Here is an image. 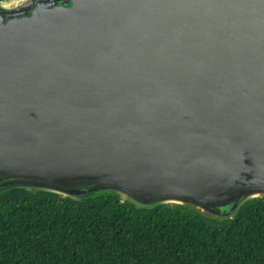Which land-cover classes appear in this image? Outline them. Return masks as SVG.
I'll list each match as a JSON object with an SVG mask.
<instances>
[{
  "label": "water",
  "instance_id": "95a60500",
  "mask_svg": "<svg viewBox=\"0 0 264 264\" xmlns=\"http://www.w3.org/2000/svg\"><path fill=\"white\" fill-rule=\"evenodd\" d=\"M17 190L219 222L263 198L264 0H0Z\"/></svg>",
  "mask_w": 264,
  "mask_h": 264
},
{
  "label": "trees",
  "instance_id": "16d2710c",
  "mask_svg": "<svg viewBox=\"0 0 264 264\" xmlns=\"http://www.w3.org/2000/svg\"><path fill=\"white\" fill-rule=\"evenodd\" d=\"M0 264H264V197L219 222L115 194L78 202L13 191L0 198Z\"/></svg>",
  "mask_w": 264,
  "mask_h": 264
}]
</instances>
